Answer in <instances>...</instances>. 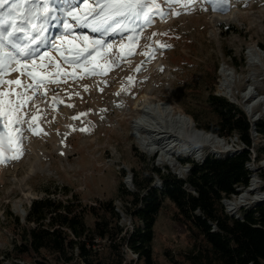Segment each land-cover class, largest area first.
<instances>
[{
	"label": "rangeland",
	"instance_id": "374dc122",
	"mask_svg": "<svg viewBox=\"0 0 264 264\" xmlns=\"http://www.w3.org/2000/svg\"><path fill=\"white\" fill-rule=\"evenodd\" d=\"M14 2L9 0L0 8L4 14L0 21L7 17V9ZM111 2L88 0L85 6L81 0H52L48 8L55 11L49 13L46 23L43 16L32 25L21 24L18 18L21 31L11 41L28 45V56H21L4 38L12 21L0 28V61L13 68L26 64L27 71L37 75L34 81L22 74L24 69H9L7 73L0 69V80L19 79L21 85L42 82L38 90L26 91L32 99L22 109L25 130L20 158H10L16 153L7 145L0 158V260L15 244L13 220H23L33 200L45 197L47 189L61 195L60 189L68 187L84 204L93 206L113 200L123 216L121 224H133L118 197L121 182L134 189L133 170L149 162L150 167L182 178L163 161L162 152L150 154L138 140L147 135L134 128L142 123L143 97L171 105L176 114L186 113L199 128L215 120L207 107L209 83L215 71V94L237 105L253 125L254 161L249 170L251 181L255 180L264 192V156L258 157L264 140L255 130L257 123L264 122V110L258 109L255 123L246 112L254 101L264 98V0H155L159 11L152 0H125L145 7L138 10L139 14L124 10V15L108 18L105 6ZM23 8L29 9L31 4ZM85 12L90 14L85 17ZM144 13L148 14L147 20ZM81 49L88 51L78 57ZM252 50L260 54L263 66H258L260 74L249 81L255 72L250 66ZM13 57L20 63H14ZM223 69L235 74L233 85L239 103L223 92ZM255 86L257 98L241 102ZM11 89L24 91L16 85H4L3 90ZM29 125L32 130H28ZM224 140L227 152L204 148L199 157L174 149L175 159L201 163L209 155L224 158L244 148L238 136ZM186 166L190 170L191 166ZM154 186L163 187L159 179ZM231 199H224L223 204L236 218L243 217L244 211L264 206L242 207L233 214L226 205ZM175 210L174 204L165 200L158 216L153 243L158 264H170L168 251L180 259L181 254L194 249L187 227L173 220ZM87 221L93 226L92 218ZM99 247L102 250L105 244L101 242ZM108 251L104 250L102 256H108ZM4 264L10 262L4 260Z\"/></svg>",
	"mask_w": 264,
	"mask_h": 264
},
{
	"label": "trees",
	"instance_id": "16d2710c",
	"mask_svg": "<svg viewBox=\"0 0 264 264\" xmlns=\"http://www.w3.org/2000/svg\"><path fill=\"white\" fill-rule=\"evenodd\" d=\"M213 75L207 107L215 120L198 127L222 139L238 136L244 146L239 153L224 158L209 155L201 163L181 159L191 166L185 179L143 162L140 169L133 170L134 189L123 182L118 187L123 212L134 225L131 234L122 235L123 216L113 200L93 206L84 204L68 187L60 189L61 195L47 189L45 197L33 200L23 220H13L15 244L0 264L4 260L10 264H123L125 244L139 255V264H158L153 243L165 200L174 204L173 220L187 227L194 242V249L180 259L166 252L170 264H264V206L236 218L223 204L224 199L239 195V188L250 185L254 128L237 105L215 94L216 71ZM255 130L264 140V122L257 123ZM156 179L162 182V189L154 187ZM88 218L93 219L91 227ZM96 239L106 241L105 248L95 250ZM104 250H109L108 256H102Z\"/></svg>",
	"mask_w": 264,
	"mask_h": 264
},
{
	"label": "bare ground",
	"instance_id": "6f19581e",
	"mask_svg": "<svg viewBox=\"0 0 264 264\" xmlns=\"http://www.w3.org/2000/svg\"><path fill=\"white\" fill-rule=\"evenodd\" d=\"M217 23L222 26L221 21H217ZM261 59L260 54L256 50H252L250 66L254 67L255 72L251 74L249 81L260 74L259 67L262 69L263 66ZM222 73L224 76V94L233 102L239 103L238 95L235 92L237 87L233 85L235 74L227 69H223ZM257 91L258 87L255 86L253 90L242 96L241 102L255 100ZM140 106L141 114L143 115L141 118L142 123L135 124L134 128L138 132L147 134L138 139L140 144L150 154L162 152L163 161L168 163L180 177L184 178L189 173V167L175 159L177 154L174 149L199 157H201V151L204 148H211L213 151L220 153L228 151V146L224 139L200 130L190 116L183 112H177L176 114L171 105L160 103L159 101L153 102L147 96H144ZM258 109L264 110V98L254 101L252 105L246 108V112L254 123L259 116ZM260 190L261 187L257 185L255 180L251 181L248 187L241 189V193L236 198L226 202L229 211L236 214L242 207L264 204V192ZM21 214L25 215L24 210H21Z\"/></svg>",
	"mask_w": 264,
	"mask_h": 264
},
{
	"label": "snow or ice",
	"instance_id": "6c2138e0",
	"mask_svg": "<svg viewBox=\"0 0 264 264\" xmlns=\"http://www.w3.org/2000/svg\"><path fill=\"white\" fill-rule=\"evenodd\" d=\"M81 2L85 6L88 4V0H81ZM50 3H52V0H15L14 3H11L7 9V17L0 21V28H3L4 25L8 23V20L12 21L9 26L10 30L4 33V38L8 39L9 43H13L11 41V37L21 31V28L17 24L18 18L21 24L32 25L34 21L40 20L41 16H43V22L46 23L49 19V13L55 11V9L48 8ZM5 4H9V0H0V8H3ZM24 4H31V8L24 9ZM152 6L159 11V6L155 3V0H152ZM142 7H145V5L140 3H128L125 2V0H113V2L105 6L108 10V18H115L116 16L124 15V10H130L135 14H139L138 10ZM44 9H47V11H44ZM91 11L94 12L95 9H92ZM89 14L90 12H85L84 16L86 17ZM2 15L4 14L0 13V16ZM76 18L77 17H73V19ZM144 19H148L147 13H144ZM42 30L43 29L41 28V31ZM33 39H35V37H33ZM162 46L170 47L169 45ZM13 47L19 51L21 56L29 55L30 48L28 45H16L13 43ZM86 51H88V49H81L78 57ZM13 62L20 63L15 59V57H13ZM27 68L28 66L26 64L21 63L19 68H13L11 64L6 66L3 61H0V69H3L5 73H7L9 69L15 72H21V70L24 69L25 71L22 72V74H26L36 81L37 75L31 71H27ZM129 79L131 80V78ZM49 82L57 83L58 81L49 80ZM40 83L42 82H38L37 84L21 85V81L19 79L0 80V158H3L4 156V152L6 150L5 145L12 148L16 153L10 158H20L19 149L21 147V141L24 138L23 131L25 130L23 127L25 121L24 116L22 115V109L26 106L27 102L32 99V97L26 96V91L29 89L38 90ZM4 85H16L18 87H22L24 91L17 92L14 89L5 91L3 90ZM12 96H15L16 99H11L10 97ZM28 130H32L31 125H29Z\"/></svg>",
	"mask_w": 264,
	"mask_h": 264
},
{
	"label": "built area",
	"instance_id": "2783aa9c",
	"mask_svg": "<svg viewBox=\"0 0 264 264\" xmlns=\"http://www.w3.org/2000/svg\"><path fill=\"white\" fill-rule=\"evenodd\" d=\"M122 227H123V232H122V235H125L127 234V232H129L130 234L133 232L134 230V225L133 224H120ZM95 242L97 244L101 243V242H106V241H100L99 239H96ZM94 249L95 250H100V247L99 245L97 246H94ZM122 256L124 258L123 260V264H139V255L134 252V250H132V248L128 245V244H125L123 247H122ZM75 255L78 256V249L75 250ZM24 264V263H22Z\"/></svg>",
	"mask_w": 264,
	"mask_h": 264
},
{
	"label": "water",
	"instance_id": "95a60500",
	"mask_svg": "<svg viewBox=\"0 0 264 264\" xmlns=\"http://www.w3.org/2000/svg\"><path fill=\"white\" fill-rule=\"evenodd\" d=\"M217 136V135H216ZM155 187V186H154Z\"/></svg>",
	"mask_w": 264,
	"mask_h": 264
}]
</instances>
